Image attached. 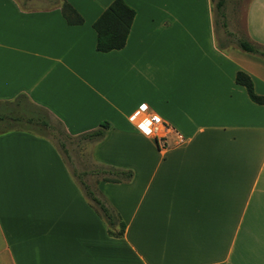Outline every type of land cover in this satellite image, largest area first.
Instances as JSON below:
<instances>
[{
    "label": "crops",
    "instance_id": "0c3cea01",
    "mask_svg": "<svg viewBox=\"0 0 264 264\" xmlns=\"http://www.w3.org/2000/svg\"><path fill=\"white\" fill-rule=\"evenodd\" d=\"M114 1L0 0V264H264V106L236 82L264 96V58L238 45L264 48V0L222 16L225 42L213 0H124L126 45L100 52ZM141 105L171 126L168 147L128 120ZM26 113L48 127L26 129ZM55 122L89 147L79 173Z\"/></svg>",
    "mask_w": 264,
    "mask_h": 264
},
{
    "label": "trees",
    "instance_id": "16d2710c",
    "mask_svg": "<svg viewBox=\"0 0 264 264\" xmlns=\"http://www.w3.org/2000/svg\"><path fill=\"white\" fill-rule=\"evenodd\" d=\"M224 6V0H220L217 6V10L222 11ZM62 13L70 25H81L84 23L83 18L78 14V12L68 3L64 2L62 5ZM221 16H224L221 12ZM135 18V11L129 7L124 0H115L100 16V18L95 22L94 29L97 32V49L100 52H110L114 50H120L125 47L127 38ZM239 47L248 53H252L264 58V48L252 45L246 41L239 40ZM236 82L246 88L250 99L259 105L264 106V96L258 95L255 91V86L252 78L245 72H238L236 75ZM6 115V114H5ZM5 115H0V120L5 119ZM40 113L34 114L32 117L28 114H22V119L18 118L15 120H22L23 125L27 126L26 129L31 131H38L43 129L44 126L48 124L46 122H41ZM38 117V118H37ZM48 127V126H47ZM108 129V125L105 124L101 126L100 129L86 134L84 137L92 141L102 139L105 136V131ZM113 175L116 172L110 171ZM119 175H124L120 178H106L108 181L119 182L123 178L129 179L130 173H118ZM83 186L88 195L92 196L87 185L82 181ZM95 204L99 207L100 211L107 218L110 228L114 226V217L106 208V206L101 203L98 199H95ZM125 224L122 223L121 230L118 232V236H122L125 232ZM112 233V230H110Z\"/></svg>",
    "mask_w": 264,
    "mask_h": 264
},
{
    "label": "rangeland",
    "instance_id": "374dc122",
    "mask_svg": "<svg viewBox=\"0 0 264 264\" xmlns=\"http://www.w3.org/2000/svg\"><path fill=\"white\" fill-rule=\"evenodd\" d=\"M220 0H213V21L215 25V29L217 30L218 33V38L219 41L225 42L226 35L224 33L223 28L221 27L224 19L223 17L218 15V3ZM250 0H224V6L222 7V14H224L225 19L226 17H231L233 14H242L243 11L245 10L246 5H248ZM40 4V2H38ZM233 13V14H232ZM55 125V130H54V137H56L57 141L59 142L58 145L62 149L64 156L70 165L71 169L75 173H79V169H81L83 163L79 161L80 159V154H85V148H86V153L88 154L87 150L89 151V147L84 144V142H79L78 139H69L62 128L58 123H54ZM53 134V133H52ZM85 147V148H84ZM86 162L90 164V168L93 167V161H89L86 158ZM86 182H89L91 184L95 183L96 178L95 177H86L84 178Z\"/></svg>",
    "mask_w": 264,
    "mask_h": 264
},
{
    "label": "built area",
    "instance_id": "2783aa9c",
    "mask_svg": "<svg viewBox=\"0 0 264 264\" xmlns=\"http://www.w3.org/2000/svg\"><path fill=\"white\" fill-rule=\"evenodd\" d=\"M128 120L144 135L153 138L161 148L168 147L167 138L171 132V126L159 115L149 110L145 105H141L135 110ZM177 142L180 144L184 138L177 135Z\"/></svg>",
    "mask_w": 264,
    "mask_h": 264
}]
</instances>
